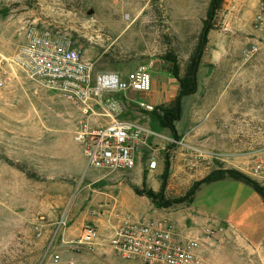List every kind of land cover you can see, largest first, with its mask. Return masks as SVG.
I'll list each match as a JSON object with an SVG mask.
<instances>
[{
    "label": "rangeland",
    "instance_id": "1",
    "mask_svg": "<svg viewBox=\"0 0 264 264\" xmlns=\"http://www.w3.org/2000/svg\"><path fill=\"white\" fill-rule=\"evenodd\" d=\"M210 1L0 0V51L6 55L16 53L24 44V27L36 24L64 36L94 62L96 71L124 76L148 64L153 79L161 81L172 67L168 55L176 57L182 75L186 73L199 45ZM263 3L223 1L199 66L197 94L183 100V118L177 124L178 130L186 131L193 101L208 98L204 106L219 114L213 128L228 132L229 152L223 166L240 169L250 177L249 168L264 157V30L255 25ZM112 98L120 103V118L169 134L159 126L153 111L139 106L145 99L133 100L130 96L131 102L127 93L112 94ZM127 113L133 116L127 117ZM84 118L77 106L24 77L0 92V264H56L52 260L56 253L64 264H144L123 259L109 246V238L95 252L69 247L81 237L73 217L83 207L89 210L91 206V201L80 203L83 193L91 188L112 194L108 185L114 178L113 182L128 190L119 194L128 208L118 213L137 219L142 215L136 216L134 212L139 211L132 208L142 209L145 205L131 187H141L148 176L156 188L162 181L163 174L156 176V169L150 173L151 159L157 161L160 173L169 163V200L183 197L205 176L203 167L196 173L190 150L182 155L173 142L167 141L158 153L155 144L141 149L139 175L133 170L107 174L86 168L84 155L74 140ZM96 122L106 124L107 119L96 118ZM200 156L204 161L205 156ZM216 156L221 157L213 158ZM103 174L110 178L101 180ZM234 183L223 193L226 200L216 205L219 215L245 229L256 221L259 231L264 227L262 196L250 185ZM203 200H207V207L215 205L213 198L199 202ZM112 203L114 206V199ZM65 234L69 242L63 241ZM239 239L236 233L225 232L207 240L205 250L222 241ZM223 250L226 253L222 257L211 258L206 253L205 264H254L251 257L235 253L245 248Z\"/></svg>",
    "mask_w": 264,
    "mask_h": 264
},
{
    "label": "built area",
    "instance_id": "2",
    "mask_svg": "<svg viewBox=\"0 0 264 264\" xmlns=\"http://www.w3.org/2000/svg\"><path fill=\"white\" fill-rule=\"evenodd\" d=\"M264 30V3L255 20ZM257 52L258 47L254 46ZM21 77L53 91L77 106L84 120L75 132L74 140L80 147L87 167L108 174L132 171L136 168L142 147L156 134L144 125L120 118V103L112 94L149 92L154 79L148 64L139 65L125 77L115 72L96 71L93 61L73 48L64 36L48 27L34 24L24 27V44L13 55L0 51V92L9 90ZM141 108L153 111L144 102ZM96 118L107 119L99 124ZM157 161L151 159L149 168L155 170ZM252 178L264 186V157L249 168ZM108 206L101 204L93 215H103ZM109 238V246L125 260H139L144 264H205L207 240L223 233L222 227L208 226L201 237H183L167 221L137 219L120 216ZM100 246V233L95 225L84 226L78 242L70 248L95 252ZM62 263L60 254L52 256Z\"/></svg>",
    "mask_w": 264,
    "mask_h": 264
},
{
    "label": "crops",
    "instance_id": "3",
    "mask_svg": "<svg viewBox=\"0 0 264 264\" xmlns=\"http://www.w3.org/2000/svg\"><path fill=\"white\" fill-rule=\"evenodd\" d=\"M123 74L124 77L127 75V73H123ZM179 90H180V85L178 81L169 73L168 75L163 77L161 81L154 80L153 89L151 91L132 92L127 94V97L128 100H130L131 102L133 101L130 99V96L133 100L134 98L145 99L140 102L146 103L147 105L153 107L155 110L159 106H167L171 102H173L178 96ZM192 96L193 95L188 97L191 98ZM205 99H206L205 101L204 98H200V100L197 102L193 101L194 106L191 107V111L188 114L189 128L186 131L181 132L180 130H178L177 127L178 122L176 123L177 134L179 137L178 139H175L173 133L169 129L163 128L169 131V134H166V133H161L159 131H155L147 127L148 129L153 131L156 135L150 137L147 146L142 147L141 149L149 148V144H155V147H157L156 151L158 153V151H160L161 148H163L166 141L173 142L174 146L178 148V153H181L182 155H186L187 149L190 150L189 156H193V159H191L192 160L191 163H193V166L196 167L197 169L196 173H200L201 171L200 169L202 167L203 170L205 171V176L209 174L212 170L228 169L229 167L223 166V162H225L224 156H226L229 152L228 132L225 130L223 131L222 129H219L217 127L213 128L214 126L213 121L217 120V116L219 114L215 111H212V109H210L208 106H204L206 103H208L207 102L208 98ZM126 115L127 117L133 116V114L128 115V113ZM221 117L222 115H220V118ZM182 118H183V113H182ZM195 152H199L200 155H204L205 156L203 157L205 158L204 161H202L203 160L202 157ZM214 155H221L222 158L216 156L214 157L215 158L214 161L213 160ZM84 162L86 164V168H88L85 159ZM141 169L142 166L138 162L136 168L133 171L135 172L136 175H139L141 174ZM160 171L161 169L157 167L156 176H159V174H163L160 173ZM153 172H155V170L150 171L151 174ZM107 174H103L100 179L101 180L109 179L110 176H107ZM113 180L114 178L110 179L109 181L110 185H108V187L112 188V194L105 193V191L93 190L91 188L87 189L88 191L83 193V197L82 199H80V203L85 204L87 201H91L90 205L91 206L95 205L96 208L90 209L91 207L90 206L89 210H87L84 209L83 207L82 208L83 211L77 212L75 217H73L72 219V221H74L79 225L80 234L82 233V230L85 225L87 224L95 225L100 233V245L106 244L107 239L112 236L114 229L116 228L119 222L118 219L121 216V214H119L118 212L120 210H123L122 208L125 209L128 208V206H126L125 203H121L119 197V194H124L123 191L126 193L128 190H126V187L120 188L115 181L113 182ZM97 181L98 178L93 180V182L89 184V186L96 183ZM231 182H235L234 184L250 185L244 181H240L232 178H227L209 184H203L196 192V194L192 197L191 202H186L187 206H185V204L184 205L179 204L178 206L174 205L168 208H159V206L158 205L156 206V204L148 197L140 196L135 193L138 196V198H140V200L138 201H140L145 206L142 209H137V208H132V209H136L139 211V212H134L136 216L141 214L148 220L150 219L155 221L169 222L174 226L177 232L183 237H201L203 236L204 229L208 226L214 228L222 227L224 229L223 233L234 232L241 239L237 241H222L221 244L217 245L213 249L212 247L209 248V250L207 251L204 249L205 257H206V253L207 254L209 253L211 258L213 256L222 257L226 253L223 250L226 247L245 248L246 251H236L235 253L242 255L244 254L247 255L248 257H251L252 262L254 264H264V227L258 231L256 221H251L248 225L249 227L245 229L241 225H236L232 223L231 221H229V219L221 218V216L219 215L220 212L216 209V205L226 200L225 196H223V193L224 191H227V186L231 184ZM161 184L162 181L160 183L159 188H156L157 185L151 182L148 176L146 181L144 179L141 181V187L139 186V184L135 186L140 189H143L146 186L147 189H152L155 192H158L161 189ZM131 188L134 191V187ZM207 198H213L215 203L213 207L206 206L207 200H203L199 202L201 199H207ZM262 198L264 200L263 196ZM112 199L115 200L114 206H112L113 205ZM149 202H151L152 204L150 205ZM101 204H105L108 206L107 211L103 215H93L91 212L93 210L98 209V207ZM260 205H261V209L264 210V201L263 203L260 201ZM66 237L67 236L65 234V238L63 241L69 242L70 240H68V238ZM224 244H231V246ZM102 245L98 246L97 249L100 250V247H102ZM205 262H206V258H205Z\"/></svg>",
    "mask_w": 264,
    "mask_h": 264
},
{
    "label": "trees",
    "instance_id": "4",
    "mask_svg": "<svg viewBox=\"0 0 264 264\" xmlns=\"http://www.w3.org/2000/svg\"><path fill=\"white\" fill-rule=\"evenodd\" d=\"M223 1L224 0L210 1L209 11L201 33L199 45L184 75H182L181 73V69L176 57H173L172 55L167 56V60L172 64V67L169 70L170 74L178 81L180 85V90L178 96L173 102H171L167 106L157 107L155 111H153L152 113L156 117L159 125L162 128L169 129L173 133L175 139L179 138L177 134L176 123L179 122L182 118L183 99L188 96L196 94L198 91L199 66L201 64L204 51L209 41L208 39L209 33L211 30L214 29V21L217 12L222 6ZM166 165H167L166 171L162 175V184L160 191L155 192L152 189H147V188L140 189L134 186V191L137 195L148 197L161 208H168L174 205L191 202L192 197L196 194V192L203 184H209L227 178L244 181L250 184L258 193H260L264 197V186L261 185L255 179H252L251 177L246 175L245 173L236 169H217V170H212L204 178H202L199 181H196L183 197L174 200H169L166 198V189L169 180L168 161Z\"/></svg>",
    "mask_w": 264,
    "mask_h": 264
},
{
    "label": "water",
    "instance_id": "5",
    "mask_svg": "<svg viewBox=\"0 0 264 264\" xmlns=\"http://www.w3.org/2000/svg\"><path fill=\"white\" fill-rule=\"evenodd\" d=\"M90 14H92V11H90Z\"/></svg>",
    "mask_w": 264,
    "mask_h": 264
}]
</instances>
